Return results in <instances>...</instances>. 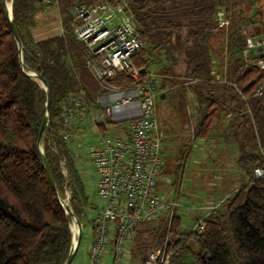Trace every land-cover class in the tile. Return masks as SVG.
Listing matches in <instances>:
<instances>
[{"label":"trees","instance_id":"trees-1","mask_svg":"<svg viewBox=\"0 0 264 264\" xmlns=\"http://www.w3.org/2000/svg\"><path fill=\"white\" fill-rule=\"evenodd\" d=\"M38 1L13 0L12 3L14 22L23 44L22 66L7 6L0 0V264H64L67 260L73 233L71 217L59 200L64 191L59 163L63 157L68 161L71 177L72 209L82 223L88 217L85 181L70 141L61 134L63 102L67 96L80 93L96 99L101 86L87 66L85 45L81 41L65 34L39 41L32 48L25 40L20 24L28 13L35 11ZM95 1L83 0L79 5ZM116 1L128 2L134 14L143 44L133 61L144 70L143 76L151 67L160 66L164 74L175 70L205 87L203 92L197 91L198 103L204 108V119L196 127L197 137L210 132L219 110L231 107L229 102L242 104L244 111L251 112L239 114V123L247 137L239 163L249 172V183L227 198L223 209L214 208L204 217L206 228L202 233L181 232L176 212L171 219L163 218L167 223L151 232L150 243L140 239L132 247L134 260L143 263L152 243L158 241V245L167 243L168 252L174 251L173 256L185 247L194 256L195 264H264V177L253 175L254 166H264V155L247 147L249 143L254 149L260 145L264 148V89L260 95L256 94L264 85V69L248 65L250 60L244 59L248 38L245 27H253L255 37L264 39V0H250L253 7L248 16L241 5L243 0ZM220 2L228 3L227 12L233 13L227 37L228 71L219 63V70L215 69L217 58L223 60L221 42L226 33L216 18ZM216 42H220L217 49ZM260 57L264 58V49L253 50L249 59ZM31 70L43 75L52 94L51 128L44 133L52 134L59 151L54 152L53 144L49 147L45 142L44 152L58 194L38 147L47 93L27 74ZM112 83L126 86L135 81L123 74L113 78ZM82 124H75L74 131ZM103 130L101 126L100 131ZM140 228L138 233H144ZM191 238L199 244L201 254H193L187 247Z\"/></svg>","mask_w":264,"mask_h":264},{"label":"built area","instance_id":"built-area-1","mask_svg":"<svg viewBox=\"0 0 264 264\" xmlns=\"http://www.w3.org/2000/svg\"><path fill=\"white\" fill-rule=\"evenodd\" d=\"M128 8L127 2L96 0L76 6L74 12L75 37L87 45L89 67L105 92L103 102H87L84 95H69L63 102L61 134L67 141H71L74 126L79 123L77 118L83 114L104 128L99 141L89 147L97 172L96 193L104 204L91 219L87 264L135 261L132 247L140 226L162 217L171 219L177 207V202L158 193V176L164 166L156 105L160 91L153 85L152 73L147 72L143 78V70L133 61L143 43ZM228 23L223 21V25ZM247 43V58L251 48L264 49L263 38L250 37ZM254 65L264 69V58L255 59ZM123 74L135 83H112L113 78ZM263 89L261 85L256 94ZM110 124L118 125L117 133L107 131ZM52 144L54 152H58L55 140ZM60 161L66 164L65 157ZM253 173L256 178L264 177V166H257ZM205 228L203 218L190 233H202ZM173 253L168 252L167 243L154 246L139 264H171Z\"/></svg>","mask_w":264,"mask_h":264},{"label":"rangeland","instance_id":"rangeland-1","mask_svg":"<svg viewBox=\"0 0 264 264\" xmlns=\"http://www.w3.org/2000/svg\"><path fill=\"white\" fill-rule=\"evenodd\" d=\"M9 1L11 0H8L7 3ZM81 2L83 0H39L35 4V11L28 13L20 24L25 40L33 48L39 41L59 35L69 34L77 39L74 32V12L75 7L79 6ZM227 4L224 5L220 2L216 15L219 26L225 27L226 33L221 42L223 49L220 56L223 60L221 61L220 57L217 58L215 69L219 70L217 69V63H219L225 71H228L227 37L233 16V13L229 14L227 12L229 8ZM241 5L248 16L253 7L250 0H243ZM230 6L232 7L231 4ZM128 9L130 10V8ZM234 10L235 8L232 7L233 12ZM129 13L133 14L132 10ZM226 20L229 21L228 25H223V21L226 22ZM252 29L253 27L250 26V28L245 27L244 30L248 32V38L252 37L256 40L257 36L255 37ZM82 43L85 45L87 66L92 73L88 64L89 50L87 45L84 42ZM219 45L220 42H216L215 49ZM245 47L248 48L247 41L244 50ZM248 54L249 58L250 55L253 56L252 48ZM244 59H247L246 55H244ZM249 60L248 65H254V60ZM161 68L160 66H153L148 71L154 77L153 85L160 91L156 105L164 166L158 176V193L166 200L177 202L174 213L176 212L180 217V230L189 234L199 220L203 219L214 208L223 209L227 198L249 183V172L244 170L239 163L242 146L247 139L245 128L239 123V114L243 112L250 114L251 112L248 109L244 111L242 104L238 106V104L234 105L229 102L231 107L225 111L219 110L216 118L217 122L213 123L210 132L205 137H197L196 127L204 119V108L198 103L197 91L201 93L205 90V87L200 81L192 80V78L183 76L175 70L171 74H164ZM221 77L224 78V76ZM165 89L166 96L162 97ZM104 94L105 92L101 89L96 99L88 98L84 93L75 96L84 95L83 97L87 102H103L102 95ZM235 109H237V112L234 111ZM77 122L80 124L83 122L81 126L83 130L79 129L77 131L76 128L69 146L75 155L78 169L85 181L88 196V217L83 220L84 229L81 245L72 264H87L92 241L91 219L104 204L103 199L96 193L97 172L89 154V147L101 138V127H98L99 124L93 122L89 115L86 117V114L77 118ZM118 130V125H107V131L111 134L117 133ZM52 137L51 133H44L42 138L43 149L45 148V142L50 147L53 142ZM247 147L249 150L264 155V148L261 145L254 149L248 143ZM59 163L64 177V191L61 197L72 207L68 161L64 165L61 161ZM257 166L253 168L255 169ZM254 178H256L255 175ZM163 218L169 219L168 217H162V219L159 218L142 226L140 229H144V233H138L133 242V248L135 243H138L137 240L140 241V239L150 243L151 232L161 229L162 225L167 223L166 219ZM71 227L73 228L72 219ZM185 237L186 235L183 236V238ZM152 244V247L159 246L158 241ZM172 260L173 264H195L194 256L185 247H181L178 253L172 257ZM139 263L141 262L138 260L127 259L125 261V264Z\"/></svg>","mask_w":264,"mask_h":264},{"label":"water","instance_id":"water-1","mask_svg":"<svg viewBox=\"0 0 264 264\" xmlns=\"http://www.w3.org/2000/svg\"><path fill=\"white\" fill-rule=\"evenodd\" d=\"M4 1L6 3V6H7V15H8L10 27L12 29L13 35L15 37V40L18 43V46H19L20 60H21L22 66H24L23 44H22L20 35L18 33L17 27L15 25L14 18H13V9H12L13 0H11L10 7L7 4V0H4ZM27 74L30 77L36 79L41 84V86L44 87V89L46 90V93H47L46 113H45V116L43 118V121H42V124H41V127H40V131H39L38 147H39V150L41 152L42 160H43L44 166H45V168L47 170V173H48V176L50 178V181H51V183L53 185L54 190L58 194V190H57V186H56V183H55V180H54V176H53L52 170L50 168L47 156L45 155L44 149L42 148V138H43V135H44V131H45V129L49 130L51 128V124H50V107H51V101H52L51 90H50L48 82L44 79V77H43V75L41 73H38V72H36L34 70H31V71L27 72ZM162 97H165V94H163ZM59 200H60V203H61L64 211L66 212V214H68L71 217L72 220H76V223L78 225V234H77V238L76 239H75V234L73 232V229L71 227V230H72V233H73V242H72V246H71L69 255L67 257V260L64 263V264H72V262L74 261L76 255H77V252H78V249L80 247L81 240H82L83 223L80 220V218H78L76 216V214L74 213V211H73L72 207L69 205V203L65 202L64 199L61 198L60 196H59ZM187 247L191 250V252L193 254H196V255L201 254L200 246H199V244L197 243V241L194 238L189 239V241L187 242ZM203 256L204 257L206 256V252L203 254Z\"/></svg>","mask_w":264,"mask_h":264},{"label":"bare ground","instance_id":"bare-ground-1","mask_svg":"<svg viewBox=\"0 0 264 264\" xmlns=\"http://www.w3.org/2000/svg\"><path fill=\"white\" fill-rule=\"evenodd\" d=\"M8 1V0H7ZM8 6L10 7V5H11V1H9L8 3ZM73 232H74V234H75V239L77 238V234H78V225H77V223H76V220H73Z\"/></svg>","mask_w":264,"mask_h":264},{"label":"crops","instance_id":"crops-1","mask_svg":"<svg viewBox=\"0 0 264 264\" xmlns=\"http://www.w3.org/2000/svg\"><path fill=\"white\" fill-rule=\"evenodd\" d=\"M166 91V89L164 90V92ZM165 94V96H166V92L164 93ZM79 128H81V127H79ZM86 211L88 212V204H87V206H86Z\"/></svg>","mask_w":264,"mask_h":264}]
</instances>
